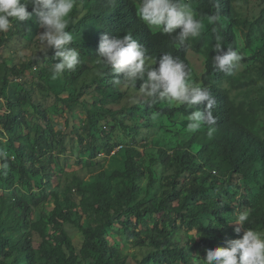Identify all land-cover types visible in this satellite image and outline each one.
I'll use <instances>...</instances> for the list:
<instances>
[{"label":"rangeland","instance_id":"1","mask_svg":"<svg viewBox=\"0 0 264 264\" xmlns=\"http://www.w3.org/2000/svg\"><path fill=\"white\" fill-rule=\"evenodd\" d=\"M131 1L134 6L139 2ZM186 2L197 13L192 0ZM233 7L235 13L231 25L235 36L234 50L242 55V59L225 80L209 78L208 82L228 90L234 105L243 108L239 122L264 139V0H233ZM74 9H77L74 20L78 21L85 14V8L79 3L75 4ZM203 20V31L198 38H191V44L194 45L201 37L205 38L206 43L200 52L190 50L188 60L193 83L206 88L202 78L206 73V59L213 34L207 18ZM36 21L37 17L33 15L28 21L14 22L7 33L0 34V93L2 90L13 101L26 92L30 99L29 103L12 108L21 116L20 124L16 127L18 140L15 146L20 142L28 148L34 145L36 129L41 126L50 149L42 147V151L38 152L35 167L38 168L40 162L45 164L40 175L35 177L29 173L22 177L13 168H18V161L14 158L7 135L0 132V156L8 158L14 169L0 164V215L4 218L0 224L12 226L15 223L14 219L23 209L21 200L29 204L32 196L39 198L47 193L48 199L31 207L26 216L28 224H39L44 235H41L39 229H31L30 226L19 232L13 231V241L20 234H30L36 251L34 264H54L45 255L44 249L50 250V246H55L62 231L71 240L73 251L79 254L85 237L74 223L78 222L84 228L91 229L100 221L105 223V236L109 244L127 258V264H139L145 259L153 251L150 235L162 230L171 234L176 245L187 250L191 264H202L206 252L200 246V233L197 228L188 227V219L184 220L174 214L172 221L166 222L161 218V213H155L153 220L149 221V227L136 226L135 217H131V224L127 227L123 226L117 214L109 220L97 212L98 209L108 211L95 195L97 183L106 182L114 198H119L128 186L131 187L126 179L114 177V174L125 172L126 151L133 147L141 153L137 163L144 172L136 180L137 201L143 202L145 208H157L164 194L171 189L172 178L181 170V151L178 147L194 137L197 141L192 145L191 152L196 158L190 164L191 170L185 171L178 178V190L182 196H186L196 178L207 188L198 195V206L206 202L226 204L228 210L224 212V221L217 223L220 232L229 235L237 227V215L242 211L249 212L250 206L245 205L246 200L264 206V175L255 180L252 177L222 175L211 167H202L198 154L212 135H208V126H202L197 132L187 131V117L197 109L190 107L174 116L159 113L155 109L145 112V117H142L140 112L146 109L140 104L143 97L139 91L125 87L124 84L110 90L96 87L94 82L100 72L94 59L86 60L90 69L71 85H66L61 74L52 79L51 74L47 75L45 70L52 64L49 61L52 60L50 57L53 51L46 54L40 52L37 35L43 30L37 26ZM222 23L225 25L227 21L222 20ZM151 30L160 32L158 29ZM72 35L74 41H87L93 34L90 30ZM217 35H221L219 30ZM4 76H7V85L3 84ZM71 93L77 96V100L65 103L63 100ZM160 107L179 108L164 102ZM8 112L6 101L0 97V116ZM120 146L123 148L118 149ZM109 148L117 149L115 153L113 151V154H109ZM161 149L171 157L168 163L161 157ZM149 169L154 172L156 180L152 189L148 188ZM210 173L217 179L214 186V179L208 180L204 175ZM52 193L59 196L63 207L64 216L60 219V226H56L51 219L56 208ZM125 201L126 196L122 202ZM178 204L179 201L174 202L175 206ZM108 212L114 214L113 210ZM64 217H69L71 221ZM214 220L211 215L202 217L205 226ZM133 231L136 233L132 234ZM63 248L69 252L65 244ZM16 257L15 253H0V263L10 264ZM92 263V259L86 261V264Z\"/></svg>","mask_w":264,"mask_h":264},{"label":"trees","instance_id":"2","mask_svg":"<svg viewBox=\"0 0 264 264\" xmlns=\"http://www.w3.org/2000/svg\"><path fill=\"white\" fill-rule=\"evenodd\" d=\"M79 3L85 8V14L78 21H75L74 18L77 9H74L70 14V22L67 30L72 34H79L80 32L92 30L93 35H91L87 41L73 40L69 45V47L74 48L79 53L80 63L74 71H65L61 73L66 85H71V83L82 77L90 69V66L86 63V60L89 59L96 60V67L100 72V75L94 82L96 87L102 90H110L111 88L117 89L119 86L123 85V82L120 85H114L113 79L116 74L111 68L105 66L100 61L102 58L98 57V44L101 36L104 34L110 37H122L126 32L131 31L133 38L146 49V67L149 68L158 66V61L162 53H171L173 56L179 57L190 69L188 52L190 50L200 52L206 43L205 38L201 37L200 40L192 45V39L189 38L184 45L177 47L178 42L175 40L174 35L169 36L161 32H153L139 20L136 15L135 6L131 0H76V4ZM192 3L197 11V19H205L210 15L217 16L216 23L211 24V30L215 28L216 31H212L213 35L206 59V73L202 78L204 86L210 90L216 101L212 109L213 115L216 118V124L211 126L214 128L212 136L209 141L203 144L198 154L203 164L202 167H211L212 170L219 171L222 175L230 174L240 178L252 177L258 180L262 174L264 175V139L251 132L239 122V117L243 114V108L239 105H234L229 97L228 90L219 87L217 84L211 85L208 82L209 78L218 81L225 80L228 77V75L215 68L213 57L217 54L214 51L216 43L222 44L224 52H227L229 49L234 50L235 48V36L231 25L235 13L233 0H192ZM28 10L31 11V5H29ZM222 20L227 21V23L224 25ZM218 30L221 32L220 36L217 35ZM52 56L53 52L50 58H52ZM154 61H156V63H154ZM51 62L55 63L56 61H49L50 64ZM45 72L47 75L51 74L49 69L45 70ZM119 78L122 79V75ZM7 83V76H4L3 84L7 85ZM140 83H142V81L138 80L136 82L135 90L139 91ZM84 87L87 88V86ZM79 94H81V92ZM0 97L4 98L6 101V106L9 111L0 116V132L7 135L10 147L13 150L14 158L18 161V168L16 166L13 168L17 169L22 177H26L29 173L35 177L39 176L45 164L40 162V166L38 168L35 167L38 152L42 151V147L50 149L44 137V129L41 126L36 129L35 144L29 146V148L22 142L15 146L16 140H18L16 127L20 124L21 116L19 112H14L12 108L14 106H22L25 103H29L30 99L27 93L24 92L23 95H19L17 99L12 101L6 97L2 90ZM75 100H77V96L71 93L68 98L63 101L65 103H73ZM162 103L163 102H158L149 105L142 99L140 104L146 110L141 111L140 114L142 117H145V112L156 109L159 113L174 116L188 109L184 106L179 108H163L160 107ZM194 108L204 111V104L194 106ZM35 109L38 110L36 106ZM196 141L197 140L193 137L190 141L178 147L179 152L181 151L179 163L181 170L172 178L170 183L171 189L164 194L157 208L154 206L145 208L143 202L137 201L136 180L144 175V172L137 163V159L141 158V153L133 147L128 148L126 151V170L122 173H115L114 177L126 179L131 187L128 186L126 191H124L125 193L123 192L119 195V198H114L106 182L100 181L97 183L95 195L99 201H102L104 204L103 208L108 211L113 210L114 214L110 215L109 212L104 211V209L103 211L98 209L97 212L102 216H107L109 220H112L113 216L117 214L118 221L126 227L131 224V217L136 218V226L145 225L149 227V221L153 220V214L155 213H161V218L166 222H171L174 214H176L184 220L188 219L187 222L190 229L197 228L201 236L200 246L205 252L206 249L224 247L229 240L241 238L243 232L237 234L231 231L229 235H224L219 230L218 223L224 221V212L228 210L226 204H209L206 202L203 205H197L198 195L207 188L205 189L196 178L188 188L186 196H182L181 191L178 190V178L185 171L191 170L190 164L196 158L191 152V147ZM115 149L117 148H112V150L109 148V154ZM160 155L165 163L171 160V157L162 149L160 150ZM215 159L218 161L215 162ZM0 164L3 166H10L11 169H13L8 158H1L0 156ZM148 172V188L152 189L156 183L155 175L151 169H149ZM204 175L208 180L213 178L214 181L212 182V186L216 185L217 179L212 173ZM102 176L105 177V174H102ZM48 196L49 194L47 193L39 198L32 196L29 198V204L25 200H21L20 204L23 206V209L20 214L21 216L19 215L14 219L15 223L12 226H2L0 224V253H3V255L17 254L15 260L10 264H34L36 260V251L33 247L30 234H20L17 240L13 241V231L19 232L30 226L31 229H39L43 236L44 232L39 224H28V218L26 216L31 207L45 201L48 199ZM52 196L55 199L56 208L51 219L56 226H60V219L64 216L63 207L59 202V196L56 193H52ZM125 196L126 201L122 202ZM176 201H179L178 206L174 205ZM245 205H247V207L250 206L249 221L245 223V227L257 231L264 230V206L259 203L252 204L248 200L245 201ZM209 215L214 217L215 222L211 221L208 226H205L202 217ZM124 217L125 219L122 220ZM2 219L4 218L0 215V220ZM64 219L71 221L69 217H64ZM74 225L84 234L85 241L82 249L79 254H76L72 249L71 240L68 238L67 234L62 231L56 239L58 243H56L55 246H50V250L44 249L45 255L48 259L53 261L54 264H86V261L89 259H92V264H127V258L123 256L118 249L109 244L105 236L106 226L104 222L100 221L91 229L84 228L78 222H75ZM156 226L157 223L155 228ZM135 233L136 232L133 231L132 234ZM63 244L68 247V253L63 248ZM150 245L153 251L139 264H191L187 250L176 245L172 240L171 234L166 230H162L160 233H152L150 235ZM0 264L4 263L2 262Z\"/></svg>","mask_w":264,"mask_h":264},{"label":"clouds","instance_id":"3","mask_svg":"<svg viewBox=\"0 0 264 264\" xmlns=\"http://www.w3.org/2000/svg\"><path fill=\"white\" fill-rule=\"evenodd\" d=\"M75 4L76 0H0V34L7 33L14 22L28 21L35 15L37 26L43 30L37 35L40 52L53 51L52 60L56 62L50 65L49 72L51 78L56 79L65 71H74L80 63L79 53L69 47L73 35L67 30ZM135 10L148 28L174 35L177 47L189 38H198L205 27L204 20L197 19V13L186 0H139ZM216 21V15L207 17L208 24ZM212 31L215 32V28ZM214 51L217 53L213 57L215 68L231 75L242 55L232 49L224 52L221 43L215 44ZM97 53L102 58L100 61L116 74L114 85L123 82L125 87L135 89L136 82L142 81L139 92L149 105L164 102L173 107L190 108L204 104V111L196 110L187 117L186 129L197 132L202 126H209L208 135H212L211 126L216 124L212 112L215 98L209 89L193 83L189 66L179 57L162 53L157 67H146V49L133 38L131 31L122 37L102 35ZM248 221L249 212H240L234 231L243 232L242 237L227 241L226 247L206 249L205 257L200 259L202 264H264V232L246 228Z\"/></svg>","mask_w":264,"mask_h":264},{"label":"built area","instance_id":"4","mask_svg":"<svg viewBox=\"0 0 264 264\" xmlns=\"http://www.w3.org/2000/svg\"><path fill=\"white\" fill-rule=\"evenodd\" d=\"M120 148H122V146H121V147H119L118 149H120ZM113 153H115V152H113Z\"/></svg>","mask_w":264,"mask_h":264}]
</instances>
